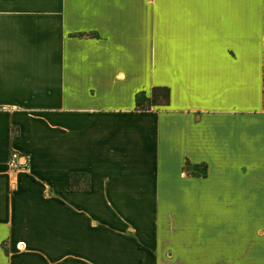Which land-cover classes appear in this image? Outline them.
<instances>
[{"label":"crops","instance_id":"crops-1","mask_svg":"<svg viewBox=\"0 0 264 264\" xmlns=\"http://www.w3.org/2000/svg\"><path fill=\"white\" fill-rule=\"evenodd\" d=\"M195 185L207 264H264V0H0V264H153Z\"/></svg>","mask_w":264,"mask_h":264},{"label":"rangeland","instance_id":"rangeland-1","mask_svg":"<svg viewBox=\"0 0 264 264\" xmlns=\"http://www.w3.org/2000/svg\"><path fill=\"white\" fill-rule=\"evenodd\" d=\"M165 91L152 92L151 103L165 102ZM150 104L148 105V107ZM184 176L200 182L205 177L203 164L189 165L183 170ZM88 179H74L72 187L87 186ZM164 235L162 242L153 250H162L166 257L152 258L153 264H207L208 202L206 187L195 185L185 190L175 204H168L163 212ZM165 252V253H164ZM154 254V253H153Z\"/></svg>","mask_w":264,"mask_h":264},{"label":"built area","instance_id":"built-area-1","mask_svg":"<svg viewBox=\"0 0 264 264\" xmlns=\"http://www.w3.org/2000/svg\"><path fill=\"white\" fill-rule=\"evenodd\" d=\"M7 166L8 169L14 174L20 173L25 169L22 158L17 152H12L10 154ZM181 176H184V172L181 173Z\"/></svg>","mask_w":264,"mask_h":264},{"label":"trees","instance_id":"trees-1","mask_svg":"<svg viewBox=\"0 0 264 264\" xmlns=\"http://www.w3.org/2000/svg\"><path fill=\"white\" fill-rule=\"evenodd\" d=\"M154 91H165L166 92V90H164V89H160V88H155V89H153V92ZM166 101V100H165ZM152 101H151V99H146V98H144V97H140V96H137L136 97V106H137V108H139L140 110H148L149 109V107H148V105L150 104L151 106L152 105H156V104H154V103H151Z\"/></svg>","mask_w":264,"mask_h":264}]
</instances>
